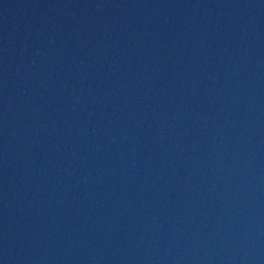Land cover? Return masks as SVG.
I'll list each match as a JSON object with an SVG mask.
<instances>
[{"label":"water","instance_id":"water-1","mask_svg":"<svg viewBox=\"0 0 264 264\" xmlns=\"http://www.w3.org/2000/svg\"><path fill=\"white\" fill-rule=\"evenodd\" d=\"M0 264H264V0H0Z\"/></svg>","mask_w":264,"mask_h":264}]
</instances>
